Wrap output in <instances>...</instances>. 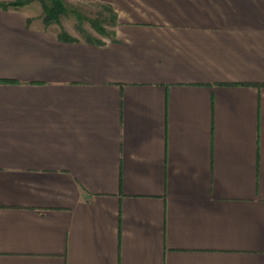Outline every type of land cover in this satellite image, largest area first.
I'll list each match as a JSON object with an SVG mask.
<instances>
[{
	"label": "crops",
	"instance_id": "1",
	"mask_svg": "<svg viewBox=\"0 0 264 264\" xmlns=\"http://www.w3.org/2000/svg\"><path fill=\"white\" fill-rule=\"evenodd\" d=\"M108 1L0 6V264H264V0Z\"/></svg>",
	"mask_w": 264,
	"mask_h": 264
},
{
	"label": "rangeland",
	"instance_id": "2",
	"mask_svg": "<svg viewBox=\"0 0 264 264\" xmlns=\"http://www.w3.org/2000/svg\"><path fill=\"white\" fill-rule=\"evenodd\" d=\"M4 1H14V0H4ZM66 6L68 7V12L61 15L60 21L64 30L67 29L76 38L88 39L99 38V39H109L110 37L104 36L101 32L93 26L89 18L97 19L100 25L104 27L108 32L113 30V24L115 21L118 22V18L114 19V14L118 15L115 6L108 0H64ZM29 5L31 12L35 14V18L43 21L44 10L42 4L38 0H34ZM25 5V6H27ZM107 6L111 7L110 9ZM24 7V6H23ZM22 8V7H21ZM12 9V8H9ZM19 9V8H13ZM73 11L80 13L78 16ZM44 23V22H43ZM58 25V24H53ZM66 31V30H65Z\"/></svg>",
	"mask_w": 264,
	"mask_h": 264
},
{
	"label": "trees",
	"instance_id": "3",
	"mask_svg": "<svg viewBox=\"0 0 264 264\" xmlns=\"http://www.w3.org/2000/svg\"><path fill=\"white\" fill-rule=\"evenodd\" d=\"M32 1L34 0H14V1H8V2L1 0L0 6L3 9L21 8L31 3ZM38 1L41 2L43 10H44V15H43L44 24L47 26H50L53 24L61 25V21H60L61 15L68 12V7L66 6L65 1L64 0H38ZM107 8L110 9L111 7L107 6ZM73 12L77 14L78 16L80 15V13L77 11H73ZM116 18H118V15L115 13L114 19L116 20ZM89 20L93 24V26H95L104 36H107L110 38H113L115 36L114 28L111 32H108L104 27L100 25V22L97 19L89 18ZM116 24H117V21H115V23L113 24V27H115ZM59 35L61 36L62 39L67 40V41H71V42L78 41L76 37L70 35L65 30H62ZM87 41L94 42L97 44L105 43V40L103 39L92 38V37H89Z\"/></svg>",
	"mask_w": 264,
	"mask_h": 264
}]
</instances>
